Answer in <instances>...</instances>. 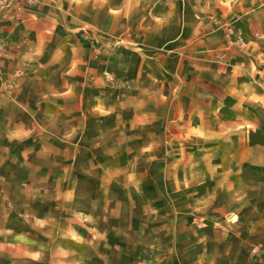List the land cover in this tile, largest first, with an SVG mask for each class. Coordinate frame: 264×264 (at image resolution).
<instances>
[{
	"label": "crops",
	"instance_id": "crops-1",
	"mask_svg": "<svg viewBox=\"0 0 264 264\" xmlns=\"http://www.w3.org/2000/svg\"><path fill=\"white\" fill-rule=\"evenodd\" d=\"M14 2L0 13V264H176L161 257L166 237H154L149 225L139 234L130 219L132 231H114L110 223L118 215L96 216L98 193L110 187L98 185L95 176L111 175L118 166L122 136L126 144L141 142L142 160L132 154L134 164L121 173L128 167L149 173L148 161L167 139L163 94L199 90L183 81L194 73L222 96L217 128L210 123L207 135L217 129L224 138L236 108L245 143L236 154L223 155L228 167L231 157L238 161L235 172L223 169L221 199L207 193L206 214L187 217L206 226L185 236L187 252L173 253L186 255L185 264H264V0ZM228 27L247 41L249 54L235 61L244 68L205 63L199 54ZM150 104L160 106L152 112ZM47 147L58 154L46 155ZM41 154L61 160V182L43 186L23 181L19 168L7 172V159L30 161ZM41 173L36 168L28 176ZM39 190L61 193L40 200L26 194ZM39 203L50 211L61 208L60 217L39 214ZM112 203L121 204L112 197L102 202ZM192 204L191 197L184 207ZM48 219L61 228L48 229ZM135 242L142 243L140 250Z\"/></svg>",
	"mask_w": 264,
	"mask_h": 264
},
{
	"label": "rangeland",
	"instance_id": "rangeland-1",
	"mask_svg": "<svg viewBox=\"0 0 264 264\" xmlns=\"http://www.w3.org/2000/svg\"><path fill=\"white\" fill-rule=\"evenodd\" d=\"M246 42L242 33L235 32L228 27L224 31L223 38H220L213 46L199 51V54L206 56L207 60L202 59L205 63L215 64L219 67L241 66L244 68L246 63L242 62L241 64V62L237 63L235 61L237 56L249 54ZM204 72L203 70V74ZM196 76L198 74L194 73L192 80L183 81L187 83V88H189L190 81H193L194 87L199 90H167V94H163L167 111V139L165 144L153 154L154 158L152 161H148L150 165L149 169L146 170L149 172L147 175L134 174L130 167H128L129 171L126 174L121 173V170H126L124 168L126 165L134 164V161L131 160L132 154L138 158V161L142 160L141 142L126 144L122 136V139L120 138L122 143L117 144V148L122 146V151L119 153V158L115 163L118 164L114 168L115 172L113 171L111 175L98 174L95 176V182L98 185L102 184L105 187L109 185L110 187L103 191V195L98 193V199L94 207L96 216L104 220L108 215H118V222L110 223L114 231L125 232L133 229L141 234L146 228L145 226L149 225L154 237L159 235L166 237L164 245L167 249L161 254V257H165L167 262H175L176 264L180 262L185 264L187 260L186 255L179 259L173 253L175 249L177 252H187L186 248L191 243L189 239H186L187 243L184 244L185 236L192 233L196 226L197 228L206 226L202 224V219L192 222L191 220L188 221L187 217L197 215L200 218L206 214L205 198L208 197L207 193L210 195L211 193L214 194L215 202L221 199L223 169L227 166L226 157L223 155L228 153L236 154L245 143L243 135L238 133L239 128L235 125L238 122L236 108L230 114L231 125L223 128L226 132L224 138L216 134L217 129L207 135L210 123L214 124L212 128H217L215 124L221 117V110L218 108L221 107L222 96L218 90H212L207 87L208 80L203 75H199L194 80ZM139 101L140 99L138 101L134 100L135 103ZM156 106H160V104ZM150 107L151 111L154 112V105L150 104ZM211 111H214L212 118L206 119V114ZM206 121L208 122L206 128H204ZM18 143L21 146L24 145L23 141ZM110 146L112 150L116 149V144L112 143ZM131 149L133 151L129 152L128 150ZM45 153L46 155L49 153L58 154L57 151L51 152L49 147H47ZM120 156H123V158L121 159ZM56 157L55 155L50 159L41 154L35 160H30L31 162L29 160L7 159L5 165L7 170H9L7 172H11L13 168H19L23 171V181L39 182L43 186L46 184L47 186H54L55 182L62 181L56 171L63 172L59 169L61 160L56 159ZM236 161L238 159L231 157L230 165L226 167L224 172H235L237 170ZM72 162L73 160H70L71 164ZM30 163L31 166L29 165ZM36 168H39L42 173L37 179H32L28 176V173ZM139 168L141 170L140 166ZM48 171H50V174L46 176L45 173ZM52 172L55 173L53 174ZM73 176L75 174L70 176L71 182L73 181ZM236 176L238 177V175ZM237 177L230 175L231 180L238 182ZM109 180H111L110 184L107 183ZM180 190L183 196L179 195ZM60 193V190L26 192L27 195L31 194V197L37 200L56 197ZM178 195L179 198L176 201L175 197ZM190 196L195 200V204L184 207V204L189 202ZM14 197L12 196V198ZM111 197L118 199L121 204H116L114 207V203H112L110 207H104L102 202ZM22 199H24V195ZM181 202L183 204L182 208L179 205H174V203L181 204ZM31 207L33 209L34 205H31ZM37 208L39 209V214H45L46 211L48 212L51 209V207H47L43 203H39ZM60 211L61 208H54L48 215L52 218H57V216L60 217L58 215ZM121 215H123L122 218L119 217ZM214 215L216 217L217 213H214ZM179 216H182V221L175 223L176 217ZM130 219L133 220L129 224L132 229L126 226V220L130 221ZM143 220L146 221L143 222ZM47 222L49 224L48 229L52 231L62 226V223L57 221V219H48ZM72 225L77 226L75 223H71ZM175 236L176 238H174ZM134 246L138 248L143 245L141 242H135ZM135 253H138L137 249H135Z\"/></svg>",
	"mask_w": 264,
	"mask_h": 264
},
{
	"label": "built area",
	"instance_id": "built-area-1",
	"mask_svg": "<svg viewBox=\"0 0 264 264\" xmlns=\"http://www.w3.org/2000/svg\"><path fill=\"white\" fill-rule=\"evenodd\" d=\"M28 1L30 2L31 0ZM15 5L16 3L14 2V0H0V13L5 9ZM0 53H1V44H0Z\"/></svg>",
	"mask_w": 264,
	"mask_h": 264
}]
</instances>
